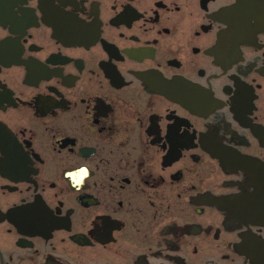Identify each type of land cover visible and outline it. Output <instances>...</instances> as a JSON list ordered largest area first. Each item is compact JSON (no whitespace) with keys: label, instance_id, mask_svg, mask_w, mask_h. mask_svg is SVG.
I'll return each instance as SVG.
<instances>
[{"label":"flooded vegetation","instance_id":"obj_1","mask_svg":"<svg viewBox=\"0 0 264 264\" xmlns=\"http://www.w3.org/2000/svg\"><path fill=\"white\" fill-rule=\"evenodd\" d=\"M0 264H264V0H0Z\"/></svg>","mask_w":264,"mask_h":264}]
</instances>
